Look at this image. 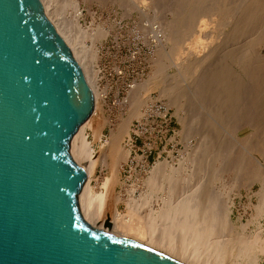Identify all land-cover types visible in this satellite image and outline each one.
<instances>
[{
  "label": "rangeland",
  "instance_id": "obj_1",
  "mask_svg": "<svg viewBox=\"0 0 264 264\" xmlns=\"http://www.w3.org/2000/svg\"><path fill=\"white\" fill-rule=\"evenodd\" d=\"M248 1L134 0L132 7L136 8L129 6L128 9L118 0H52L57 13L52 10L51 13L59 27L69 38H80L84 44L86 55L82 65L96 90V114L81 127L72 146L79 162H85L84 157L93 151L92 158L86 163L88 180L81 194V208L89 222L105 227V221L110 220L114 222L116 232H126L130 238L143 242L146 225L131 209L140 200L148 198L155 200L154 206L166 204L169 194L162 189L152 190L151 178L159 174L156 169L159 162L172 159L177 165L183 164L185 157L180 156L181 151L186 149V141L190 140L188 144L197 149H215L212 153L216 160L224 168L229 167L223 170V184L217 187L220 198L212 205L210 217L200 224L211 229L212 234L206 244V234L199 236L194 243L193 248L198 249L200 258L198 264H264V85L257 86L258 82H264V40L259 38L264 37V12L251 20L246 19L243 8ZM193 15L197 16L187 36L185 27ZM150 23L161 29V35L147 29ZM97 30L104 36L90 42L89 35ZM178 38L185 39L182 44L185 51L180 61L192 56L197 63L191 59V68L188 72L184 69L181 81L176 66H170L165 73L154 77L161 64V55L172 56L170 50ZM164 42L167 47L163 46ZM215 60L218 65L213 64H216ZM209 63L216 67L209 68ZM222 65L223 70L228 68L226 72L239 71L241 78L237 80L238 75L235 77L231 75L232 71H228L231 77L227 81L228 72L223 76L218 71ZM209 72L213 74L209 75ZM204 75L209 80L211 76L214 79H207L208 83L201 86ZM231 78L237 80L233 83L244 84L241 90L236 84L239 90L234 88ZM179 81L180 85H177ZM147 82L149 85L140 96L143 105L134 101V105L130 104L134 92ZM225 82L232 84L226 86V89L230 87L227 92ZM183 88H186L187 97L178 107L175 105L176 96ZM220 89L229 92L224 95L237 100L232 114L227 115L230 119L225 115L227 119H224L212 104V97L217 100L213 96L215 93L220 94L217 98L223 95V91H217ZM232 89L239 93L233 90L235 96ZM199 90L204 96L198 93ZM209 96L210 99H206ZM243 100L250 104L246 105ZM258 101L262 103L258 104L260 106L256 105ZM246 107L250 108L246 110ZM215 115L220 117L215 118L221 122L219 127L210 124ZM210 130L213 133L209 134ZM217 133L218 143L211 144L213 134ZM253 170L254 176L251 174ZM164 173L160 180L166 186L171 169H165ZM256 177H259L258 181L254 182ZM229 199L234 205L232 215L227 219L223 207ZM106 228L110 231L112 224ZM201 246L207 247L206 254L200 250Z\"/></svg>",
  "mask_w": 264,
  "mask_h": 264
},
{
  "label": "water",
  "instance_id": "obj_2",
  "mask_svg": "<svg viewBox=\"0 0 264 264\" xmlns=\"http://www.w3.org/2000/svg\"><path fill=\"white\" fill-rule=\"evenodd\" d=\"M94 92L40 0H0V264H185L90 224L70 144Z\"/></svg>",
  "mask_w": 264,
  "mask_h": 264
},
{
  "label": "bare ground",
  "instance_id": "obj_3",
  "mask_svg": "<svg viewBox=\"0 0 264 264\" xmlns=\"http://www.w3.org/2000/svg\"><path fill=\"white\" fill-rule=\"evenodd\" d=\"M41 3H42V6H43V9H44V13L47 15V17L51 20V22L54 24L55 28L57 29V31L60 33V35L63 37V39L66 41L67 45L69 46V48L71 49L72 51V54L74 55V57L77 59V61L79 62L80 66L82 67L83 69V72L86 76V78L88 79L92 89H93V92H94V98H95V102H94V111H93V114L87 119V121L85 123H87L93 115L96 114V90H95V86L91 83V80L89 79V76H87V69L85 68V66L83 67V63H84V58H85V52H84V44L83 42L80 41V38H69V36L67 35V33L65 31H63L57 21L55 20V18L53 17V14L51 13V10L54 11L55 13H57V9L54 5V3L52 2V0H40ZM120 1V3H125L129 9V6L132 7V3L134 0H118ZM138 3V1H136ZM124 4V5H125ZM136 4V3H135ZM244 8H243V13L246 15V19L248 18L249 20H251L252 18H254V16H258L260 14H262L264 12V1L262 0H249L248 2H246L244 4ZM193 6V5H192ZM130 7V8H131ZM136 7H132V9H134ZM214 8V7H213ZM218 8V7H217ZM212 9V8H211ZM202 11V10H201ZM232 11V10H231ZM195 15V13H194ZM191 16L189 18V22H188V26H186V35H187V32L190 31V28L192 27V23H193V20L195 21L196 19V16ZM206 15V14H205ZM195 18V19H194ZM198 19V18H197ZM247 20V21H249ZM234 21V20H233ZM251 22V21H250ZM248 24V23H247ZM195 25V24H194ZM146 27V26H145ZM195 27V26H193ZM144 28V27H143ZM145 29V28H144ZM147 29H153L156 31V33H158L159 35H161V29H158L157 26H154L153 24L150 23V26L149 28L147 27ZM237 29V28H236ZM253 31V30H252ZM251 31V32H252ZM235 32V31H234ZM238 33V32H237ZM236 33V34H237ZM246 33V32H245ZM92 35L90 36L89 35V40L90 42H96L98 40H100L104 35L103 33L100 31V30H97V31H94L93 33H91ZM185 35V36H186ZM189 35V33H188ZM187 35V36H188ZM186 36V37H187ZM161 38V36H159ZM185 37V38H186ZM261 40H264V37L263 36H260L259 37ZM242 39V38H241ZM185 40V39H184ZM183 40V41H184ZM183 41L181 39H177L175 41V45L173 48H169L172 56L170 57H167L166 55H161L162 59H161V64L159 65L158 69L155 71L154 73V77L155 76H158V75H161L163 73H165L167 71V69L170 67V66H176L177 69L179 70L180 72V81H181V78L184 76L183 74L184 73V69H187V72L189 71V69L191 68V59L197 63V61L190 55V57L188 58H184L182 61H180V57H182V54L184 53V47L182 46L183 44ZM163 46L165 45V42L162 43ZM160 46V45H159ZM162 46V45H161ZM160 46V47H161ZM165 47H167L165 45ZM195 47V46H194ZM162 50V49H161ZM168 50V51H169ZM188 50H190V48H188ZM160 51V50H159ZM167 51V52H168ZM162 52V51H161ZM189 52V51H188ZM163 53V52H162ZM187 53V52H186ZM191 53V51H190ZM193 53V51H192ZM214 53V52H213ZM169 54V53H167ZM195 54V53H194ZM193 54V55H194ZM218 54V53H216ZM221 54V53H220ZM208 55V54H207ZM206 55V56H207ZM212 55V54H211ZM216 56V55H215ZM220 58V57H219ZM205 59V58H204ZM216 59V58H215ZM213 60V59H212ZM211 60V61H212ZM226 60V59H225ZM217 60H215L216 62ZM233 61V60H232ZM214 62V61H213ZM202 64V63H201ZM210 64V63H209ZM214 65H218L217 62L216 64L213 63ZM229 64V63H228ZM198 65V64H197ZM196 64H194L193 66H197ZM213 65V66H214ZM199 66V65H198ZM208 66V65H207ZM206 66V69L208 68ZM200 67V66H199ZM212 65L210 64V67L211 68ZM216 67V66H214ZM212 67V69L214 68ZM220 67V66H219ZM217 67V68H219ZM224 68V66L222 65L221 68ZM93 68V67H92ZM209 68H208V71H209ZM223 68L218 71H221L223 76L226 75V73L229 71H225V69H228L227 67H225V69L223 70ZM239 68V67H238ZM195 69V68H194ZM205 69V68H204ZM210 69V70H212ZM94 70V69H93ZM223 70V71H222ZM196 71V70H195ZM198 71V70H197ZM213 71V70H212ZM232 70H230L229 72H231ZM98 72V71H97ZM207 72V71H206ZM216 72V71H215ZM226 72V73H224ZM228 72V74H229ZM94 73V71H93ZM200 73H202L200 71ZM199 73V75H200ZM205 74V72L203 73ZM208 74V72H207ZM211 74V72H209V75ZM213 74V73H212ZM211 74V75H212ZM219 74V73H218ZM231 74V73H230ZM229 74V75H230ZM202 75V74H201ZM216 76H219L217 74H214ZM228 75V76H229ZM233 76L235 75H238L235 76L237 77V80L241 78V73L239 71H237L236 69H234V71H232V74ZM231 75L229 77H227V81L228 78L231 77ZM207 75H204L202 76V79L200 77V81H201V86L203 84H207L209 80V77H206ZM227 76V75H226ZM232 76V77H233ZM205 77V78H204ZM221 77V78H220ZM240 77V78H239ZM211 78H213L211 76ZM210 78V80H211ZM216 78V77H215ZM219 78L223 81V77L222 75L219 76ZM226 78V77H224ZM208 79V80H207ZM214 79V78H213ZM235 80H230V83L232 82V84H236L238 85L237 83H233V81H237L236 78H233ZM209 80V81H210ZM180 81H179V84L177 85H180ZM197 81H199L197 79ZM196 81V82H197ZM213 82H215V80H212ZM216 81H218V83L220 84V80H217L216 78ZM221 81V82H222ZM261 81V80H260ZM243 82V80H242ZM199 83V82H198ZM216 83V82H215ZM223 83V82H222ZM230 83H226L225 82V91L227 92L228 89H226L227 85L230 86L232 84ZM245 83V82H244ZM257 83V82H256ZM217 84V83H216ZM230 84V85H229ZM247 84V83H245ZM258 87L264 85V82H258L257 83ZM147 85H149V82H147L146 84L142 85V88L137 91V92H134V94L132 95L133 97V100H130V104H133V101L134 103H138L139 105H143V102L142 100L140 99V96L141 94L146 90L147 88ZM176 85V87H178ZM211 85H214L211 84ZM218 85V84H217ZM221 85V86H222ZM234 85V88H236L237 86ZM175 85H173V88ZM207 86V85H205ZM203 86V87H205ZM240 87V90L242 89L241 86H244V84H239L238 85ZM249 86V85H248ZM183 87V86H182ZM212 87V86H211ZM216 87V85H215ZM250 87V86H249ZM249 87L247 88L249 90ZM264 87V86H263ZM170 88V86L168 87ZM172 88V89H173ZM198 88H200L198 86ZM209 88V86L207 87V89ZM219 88H220V85H219ZM223 88V87H222ZM221 88V89H222ZM232 88V87H231ZM246 88V87H245ZM186 88H183L179 94L176 96V99L177 101L175 102V105H177L179 107V104L180 102L184 99V97H187V91L185 90ZM195 89V88H193ZM197 89V87H196ZM216 90V88H214ZM217 90V91H221L220 93H222V91L224 90ZM236 89L239 90V88L237 87ZM255 89V88H254ZM252 89V90H254ZM258 89V88H257ZM256 89V90H257ZM167 90V88L165 89ZM200 90H202L200 88ZM199 90V94L203 95V91H200ZM204 90V89H203ZM209 90V89H208ZM213 91L212 89L210 91L212 92H216V91ZM232 89L231 92L233 93H239V91H236ZM246 90V91H248ZM196 91V90H195ZM194 91V92H195ZM206 91V89L204 90ZM210 91H208L210 93ZM251 91V89L249 90ZM261 91V90H260ZM196 92V93H197ZM202 92V93H200ZM230 92V93H231ZM251 92H254V91H251ZM208 93V94H209ZM217 93V92H216ZM215 93V94H216ZM229 93V92H228ZM228 93H224L223 91V95L224 94H228ZM236 93H235V96H236ZM247 93V92H246ZM213 95L215 96V98L217 100L214 101L213 97L211 98V100H213L212 104H214V107L219 111V114L222 116H227L231 113V110L234 106V103L236 104L237 103V100L235 99V97H229L228 95H224L226 96V98H222L220 99L221 97H224L223 95L219 98H217V95ZM242 94V93H241ZM239 94V96L241 95ZM207 95V94H205ZM212 95V94H211ZM210 95V96H211ZM232 95V94H230ZM238 95V94H237ZM193 96V95H192ZM204 96V95H203ZM210 96L209 97H206L210 99ZM220 96V94L218 95ZM238 96V97H239ZM190 97V96H188ZM199 97V95H198ZM201 97V96H200ZM255 97V95H254ZM262 97V96H261ZM204 98V97H203ZM241 99V96L239 97ZM250 97H248L247 100H249ZM190 99V98H188ZM219 99V100H218ZM238 99V98H237ZM259 99V98H258ZM239 100V99H238ZM194 101V100H193ZM205 101V100H204ZM207 101V100H206ZM209 101V100H208ZM244 101V100H243ZM252 101V99H251ZM260 101V100H259ZM258 101V102H259ZM263 101V100H262ZM246 102V105L247 104H250L249 102L247 103V101H244ZM257 101H255L256 103ZM171 103V102H170ZM191 103V102H190ZM209 103V102H207ZM238 103L240 104V101H238ZM174 104V103H173ZM211 104V103H210ZM239 104H238V107H239ZM254 104V103H253ZM260 104L257 103L256 105ZM262 104V103H261ZM260 104V105H261ZM134 105V104H133ZM170 105V104H169ZM258 105V106H260ZM188 106L189 103H188ZM200 106V105H199ZM208 106V105H207ZM241 106V104H240ZM255 106V105H254ZM191 107V106H190ZM212 105L210 106V109H211ZM242 107V106H241ZM241 107L239 109H241ZM252 107V106H250ZM250 107H246V110L247 108H250ZM188 108V107H187ZM192 108V107H191ZM209 108V107H208ZM243 108V107H242ZM189 109V108H188ZM214 109V108H213ZM215 109V110H216ZM236 109V108H235ZM234 109V110H235ZM252 109V108H251ZM191 110V109H190ZM188 110V111H190ZM214 110V111H215ZM238 110V109H236ZM235 110V111H236ZM234 111V112H235ZM194 112V110H193ZM212 112V111H211ZM217 112V111H215ZM233 112V113H234ZM237 113V111H236ZM213 114V113H212ZM217 114V113H216ZM218 114V116H220ZM232 114V113H231ZM190 115H193V113H191ZM214 116V115H213ZM216 116V115H215ZM218 116L216 117H212L213 121H211L210 124L213 123V127L216 126V127H219L220 123L219 122V119H216L218 121L215 120V118H217ZM220 116V117H221ZM222 116V117H223ZM224 116V119L227 117H229L230 119V116H227L225 117ZM218 117V118H220ZM221 117V118H222ZM239 117V116H238ZM234 118V117H233ZM223 119V118H222ZM235 120V119H234ZM221 121V120H220ZM224 122V121H222ZM226 122V120H225ZM84 123V124H85ZM208 123V122H207ZM230 123V122H229ZM235 123V122H234ZM237 123V121H236ZM83 124V125H84ZM202 124V123H201ZM224 124V123H223ZM231 124V123H230ZM239 124V123H238ZM82 125V126H83ZM218 125V126H217ZM232 125V124H231ZM81 126V127H82ZM232 126H235V125H232ZM81 127L78 129V131L75 133V135L73 136L72 140H71V144H70V152L73 156V158L80 164L82 165V167L85 169L86 171V182L82 188V190L80 191L79 195H78V203H79V207H80V210H81V213L82 215L84 216V218L89 222L87 216L85 217L83 211H82V208H81V194L84 190V187L87 183V180H88V166H87V161H89L92 156H93V151H90L88 153V155H86L84 158H85V162L81 161L79 162L73 152H72V146H73V141L75 139V136L77 135V133L79 132V130L81 129ZM212 127V126H210ZM221 127V126H220ZM218 128H216V131H217ZM222 129V128H221ZM215 130V129H214ZM211 131V130H210ZM209 131V132H210ZM212 131H213V128H212ZM210 132L209 134L213 133V132ZM220 132V131H218ZM187 134V132L185 133ZM208 136V135H207ZM214 136V137H213ZM213 138H214V141L211 142L214 143V144H217L218 141H219V133L217 134H213ZM204 137V136H203ZM211 137V138H212ZM207 138V137H206ZM210 138V137H208ZM229 138V137H228ZM228 138L226 140H228ZM224 139V138H223ZM221 140V139H220ZM190 141V140H188ZM188 141H186V149L181 151V155L180 156H184L185 158V162L183 164H179L177 165L176 163H174L173 161L174 160H165L163 162H159L156 166V169L157 171L159 172V174L157 173V175L154 176L151 178V188L152 190H159V189H162V190H165L167 192V194H169L167 197H166V204L164 205H161V206H154V202L155 200L154 199H143V200H140L139 202H137L136 204H134L133 208L131 210H133L134 213H136L141 222L145 223L146 225V229H145V240L142 242V241H138V238H131V239H134L140 243H143L149 247H152L158 251H161L185 264H198V261H199V255L197 254V251L198 249H194L193 246H194V243L198 240V237L199 236H202L203 234H206L208 236V238L206 240H204V244H206L208 242V240H210L211 238V234H212V230L211 229H207V228H203L201 227V223L205 220V219H208L210 217V214H211V210H212V205L214 204V202L217 200V198L219 197V195L221 194L220 191H218V186L219 185H222L223 184V181L221 182V177L222 175L224 174V171L225 168H229V167H223V164H220L218 162V159L216 160V158L214 157L213 152H215L216 150L213 149L211 151V149L208 148V150H202V149H197L193 146H190ZM208 141V140H207ZM204 142V141H203ZM231 142V141H230ZM189 143V144H188ZM261 143V141H260ZM264 143V142H263ZM226 144V141L225 143ZM229 144V143H228ZM208 145V144H206ZM205 145V147H206ZM260 145V144H259ZM264 145V144H263ZM262 145V146H263ZM220 146V145H219ZM221 147V146H220ZM224 147V146H223ZM260 147V146H259ZM215 148V146H214ZM222 148V147H221ZM264 148V147H263ZM207 149V148H205ZM218 151V149H217ZM221 151V150H220ZM219 153V152H217ZM219 155V154H218ZM182 156V157H183ZM216 156V155H215ZM180 158V157H179ZM174 159V158H173ZM124 160V159H123ZM176 161V160H175ZM222 162V161H221ZM233 162V161H232ZM227 164V163H226ZM225 164V165H226ZM234 164V162H233ZM236 164V163H235ZM229 165V164H228ZM238 165V164H237ZM231 167V166H230ZM256 167V166H255ZM233 168V167H232ZM231 168V169H232ZM235 168V167H234ZM156 169L155 172H156ZM165 169H171V173L169 174V177H168V182H167V185L166 186H163L161 184V175H164V170ZM237 169V168H236ZM183 170H184V173H183ZM234 170V169H233ZM239 171V169H237ZM256 170V172L254 173V171ZM253 170V172L251 173L253 176L254 174L257 175L256 173L258 172L257 169ZM167 171V170H166ZM228 171V170H227ZM230 171V170H229ZM236 171V170H235ZM241 171V170H240ZM154 172V171H153ZM227 173V172H226ZM240 173V172H239ZM254 173V174H253ZM224 178V177H223ZM259 178V177H258ZM258 178H254L255 180H253L254 182H257L258 181ZM223 180V179H222ZM239 182V181H238ZM240 183V182H239ZM238 183V185H239ZM225 185V184H224ZM222 187V186H221ZM236 188H237V185H236ZM235 188V189H236ZM220 190V189H219ZM100 198V197H99ZM98 198V199H99ZM220 198V197H219ZM100 200V199H99ZM234 205V202L233 200L229 199L228 201L225 202V207H223V210H226V218H230L231 215H232V207ZM222 210V211H223ZM131 215V214H130ZM120 216V214H119ZM118 217V216H117ZM126 220V219H125ZM90 224L94 225L93 222H89ZM110 224H112V228H110V232L114 233V234H118V235H122V236H126V237H129L128 234H126V232H124V234H119L118 232H116V230H114V222L110 221V220H106L105 221V227H102V226H96V227H99V228H103L105 230L108 231V228H106L107 226H110ZM95 226V225H94ZM223 241L220 242V244L222 243ZM200 248V247H198ZM203 251L204 254L207 253V247L206 246H201V249Z\"/></svg>",
  "mask_w": 264,
  "mask_h": 264
},
{
  "label": "built area",
  "instance_id": "obj_4",
  "mask_svg": "<svg viewBox=\"0 0 264 264\" xmlns=\"http://www.w3.org/2000/svg\"><path fill=\"white\" fill-rule=\"evenodd\" d=\"M165 115V114H164Z\"/></svg>",
  "mask_w": 264,
  "mask_h": 264
}]
</instances>
